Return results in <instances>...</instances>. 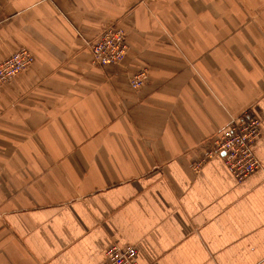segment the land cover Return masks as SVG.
<instances>
[{"label": "crops", "instance_id": "crops-1", "mask_svg": "<svg viewBox=\"0 0 264 264\" xmlns=\"http://www.w3.org/2000/svg\"><path fill=\"white\" fill-rule=\"evenodd\" d=\"M128 47L97 67L89 45ZM0 264H264V0H0ZM144 71L137 89L130 81ZM259 115L242 182L217 133Z\"/></svg>", "mask_w": 264, "mask_h": 264}, {"label": "built area", "instance_id": "built-area-1", "mask_svg": "<svg viewBox=\"0 0 264 264\" xmlns=\"http://www.w3.org/2000/svg\"><path fill=\"white\" fill-rule=\"evenodd\" d=\"M92 62L98 66L119 63L127 54L128 48L122 29L110 27L101 33L99 39L89 45ZM32 55L25 49H19L0 63V86L11 81L19 73L30 67ZM144 71L136 74L130 81L133 89L139 88L146 81ZM261 119L259 115L243 112L221 129L212 140L210 151L205 159L220 157L228 172L237 182H242L260 169L253 145L260 136ZM136 250L126 246L108 247L101 264H138Z\"/></svg>", "mask_w": 264, "mask_h": 264}, {"label": "rangeland", "instance_id": "rangeland-1", "mask_svg": "<svg viewBox=\"0 0 264 264\" xmlns=\"http://www.w3.org/2000/svg\"><path fill=\"white\" fill-rule=\"evenodd\" d=\"M110 27H116V28H119V29H121L120 27H118V26H115V25L108 26V27H106L105 29H107V28H110ZM105 29H103V30H105ZM103 30H102V32H103ZM122 31H123V30H122ZM102 32H101V33H102ZM100 35H101V34H100ZM125 41H126V39H125ZM127 48H128V47H127ZM90 55H91V54H90ZM124 58H125V57H124ZM6 59H7V58H6ZM91 60H92V59H91ZM120 62H121V61H120ZM120 62H119V63H120ZM119 63H116V64H111V65H117V64H119ZM93 64H94V63H93ZM94 65H95V66H97V67H106V66H98V65H96V64H94ZM136 74H138V73H136ZM9 82H10V81H9ZM7 83H8V82H7ZM4 84H6V83H4ZM4 84H3V85H4ZM3 85H2V86H3ZM2 86H0V88H1Z\"/></svg>", "mask_w": 264, "mask_h": 264}]
</instances>
